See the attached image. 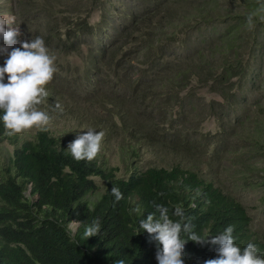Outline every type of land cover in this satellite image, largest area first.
Returning <instances> with one entry per match:
<instances>
[{"label": "trees", "instance_id": "trees-1", "mask_svg": "<svg viewBox=\"0 0 264 264\" xmlns=\"http://www.w3.org/2000/svg\"><path fill=\"white\" fill-rule=\"evenodd\" d=\"M9 1L0 14L13 18L21 42L39 36L56 57L38 108L49 116H79L80 102L101 110L88 124L120 141L127 175L99 154L75 160L71 134L37 129L19 143L0 121V144L13 146L0 170V264H158L156 243L139 227L154 203L173 220L182 206L192 230L209 240L232 225L237 245L252 243L264 257V238L241 200L264 192V13L247 23L261 0H134L133 9L116 0ZM74 57L82 70L71 68ZM208 118L219 125L212 137L199 132ZM93 177L104 190L91 201ZM112 187L123 194L118 202ZM96 219L99 234L87 239ZM218 247L188 240L184 264L217 258Z\"/></svg>", "mask_w": 264, "mask_h": 264}, {"label": "clouds", "instance_id": "clouds-1", "mask_svg": "<svg viewBox=\"0 0 264 264\" xmlns=\"http://www.w3.org/2000/svg\"><path fill=\"white\" fill-rule=\"evenodd\" d=\"M264 13V0H261L256 12L249 13L247 23L254 25L257 14ZM14 24L11 17L0 16V55H6L4 65L0 66V121L3 122L7 134L16 135L32 128L46 130L50 123L47 112L37 106L42 104L49 93L46 86L54 78L57 71L56 57L49 53L43 38L21 42L19 47H13L11 51L5 45H13L15 37L20 35L19 28L6 30V25ZM7 76V83L4 82ZM57 109L62 111V106L57 103ZM103 131L88 129L84 134L70 142L67 150L77 160L94 159L101 150L104 138ZM112 195L118 202L123 194L117 187H112ZM155 212L149 213L146 219L139 220V227L152 236L157 245L156 260L158 264H184V246L188 240L197 244L211 243L219 245L216 249L217 258L207 259L204 264H264V257L259 255L258 248L249 243L241 249L233 236L234 226L229 225L216 236L202 237L194 232L193 226L185 217L182 206L177 205L172 213L178 219L173 220L169 215V209L162 204L154 203ZM139 212L137 207L133 209ZM158 213V215H157ZM79 223V222H73ZM100 231V221L93 220L86 226L84 236H96ZM188 234V240L181 238V233ZM115 264H125L123 259L115 261Z\"/></svg>", "mask_w": 264, "mask_h": 264}, {"label": "rangeland", "instance_id": "rangeland-1", "mask_svg": "<svg viewBox=\"0 0 264 264\" xmlns=\"http://www.w3.org/2000/svg\"><path fill=\"white\" fill-rule=\"evenodd\" d=\"M109 1H113V0H109ZM116 1L119 4L127 6L129 9L135 8L131 6L134 3V0H116ZM7 2L9 3H3V1H0V12L4 10H9V8L12 7L10 1L7 0ZM102 14H108V13L106 10L104 12L97 11L93 13L90 22L96 24L97 22L102 20L101 18ZM0 16L9 17L6 14H0ZM109 18L110 20H115V21L117 20L116 16H112L111 14H109ZM12 29L13 26L6 25V30H12ZM0 42L1 44H4L2 39H0ZM20 42H21V36L18 35L15 37L14 46L13 45L10 46L5 45V46L9 48V51H11L13 47H19ZM6 58H4L3 60L5 61ZM74 59L75 57L70 60L69 64L71 65V68L73 69L74 67H79L80 70H82L83 67H82L81 59L80 58H77L75 60ZM65 65L66 64L64 63V66ZM0 66H3V64L0 63ZM4 82L7 83V76H5ZM262 87L264 89V84H262ZM201 94L205 95L206 100H210L212 98L218 100V97L210 95L205 91H202ZM83 96L84 94L82 93V98ZM44 102L45 101H43V103ZM67 104L70 105L71 107H76V105L73 104L72 102ZM39 106H41V104L38 105L37 107ZM46 106L49 107L47 104ZM79 108H81L79 110V113L76 112L79 116H76L72 111H67L61 116L59 114H53L54 116H50V123L48 124L46 129L52 132L53 134H60L61 136L71 134L75 139L77 138L78 135L84 134V132H86L88 129H93L94 125L91 124L93 126H90V124H88V121L89 123H91L92 121L91 117L92 116L98 117V115L96 114H101L102 111L99 110L97 107L90 108L89 110H85L86 108L85 104H83L82 102L79 103ZM68 115H73V116L70 119ZM102 116H104V114ZM37 129L38 128L34 127L20 134H16L19 138L18 142L21 143L24 140V138L29 139L36 132ZM218 130H219V125L215 118L206 119L204 123H202L199 127L200 133L208 134L210 137L215 135L218 132ZM119 144L120 141H117L113 137L111 138L107 135H104L101 145V150L99 152V157L102 158L107 165L118 166L120 168V172L117 175L121 177H126L127 170L124 162L120 160L121 152L120 149L118 148ZM12 150H13V146H11L7 142V140L3 141L0 144V170L3 165V161L5 160L4 158L8 153H11ZM147 162H150V155L148 153H145L141 158V164L146 166ZM201 168L203 169L204 172H206V167L201 166ZM93 180L95 181L98 189L94 192V194H91L88 197V199L91 201L95 200L104 190L103 181H101L99 178L96 177L95 178L93 177ZM259 190L249 191L245 193L243 197L241 196L242 197L241 200L247 210L248 215L252 219L253 229L256 230L264 238V192L261 189ZM70 228H72V230L74 231L75 225L71 224Z\"/></svg>", "mask_w": 264, "mask_h": 264}]
</instances>
